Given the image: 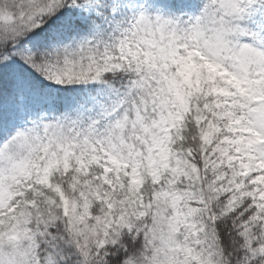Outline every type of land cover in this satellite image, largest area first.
<instances>
[{
	"label": "snow or ice",
	"instance_id": "obj_1",
	"mask_svg": "<svg viewBox=\"0 0 264 264\" xmlns=\"http://www.w3.org/2000/svg\"><path fill=\"white\" fill-rule=\"evenodd\" d=\"M0 264H264V0H0Z\"/></svg>",
	"mask_w": 264,
	"mask_h": 264
}]
</instances>
